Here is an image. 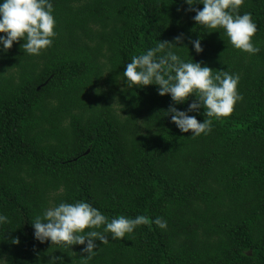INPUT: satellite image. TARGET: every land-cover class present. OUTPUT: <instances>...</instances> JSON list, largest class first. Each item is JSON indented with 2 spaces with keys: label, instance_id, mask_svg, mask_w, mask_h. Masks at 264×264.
I'll return each mask as SVG.
<instances>
[{
  "label": "trees",
  "instance_id": "trees-1",
  "mask_svg": "<svg viewBox=\"0 0 264 264\" xmlns=\"http://www.w3.org/2000/svg\"><path fill=\"white\" fill-rule=\"evenodd\" d=\"M52 4L50 47L28 55L18 39L0 53V213L8 217L0 255L35 264L49 245L33 239L30 224L55 194L109 218L149 220L124 238L97 241L87 264H264V0L238 8L256 23L254 55L233 49L222 29L195 25L179 0ZM178 33L194 62L239 76L241 99L211 118L207 135L179 132L163 113L172 102L156 86L128 89L121 80L133 55ZM197 36L199 54L188 44ZM187 50L178 54L188 59ZM202 111L189 115L201 122ZM155 216L165 229L151 224ZM81 247L70 250L79 257Z\"/></svg>",
  "mask_w": 264,
  "mask_h": 264
},
{
  "label": "clouds",
  "instance_id": "clouds-1",
  "mask_svg": "<svg viewBox=\"0 0 264 264\" xmlns=\"http://www.w3.org/2000/svg\"><path fill=\"white\" fill-rule=\"evenodd\" d=\"M242 2L179 0L180 5L187 6L184 12L194 13L191 19L195 25L205 29H222L227 43L233 49L254 55L260 51L252 40L256 33V23L249 12L238 13ZM197 4L202 7L198 9ZM180 10L177 7V11ZM54 27L52 0H0V53L6 52L19 39L23 41L20 48H23L25 54L39 55L51 46L56 35ZM184 40L183 33L175 35L170 42L156 40L154 46L133 55L130 62L124 64L121 80L128 89L156 86L159 96H169L172 103L163 113L170 117V123L179 132H190L191 136L207 135L211 130V118L219 119L229 115L233 105L241 99L237 92L239 76L226 70L214 71L206 64L194 62ZM188 44L193 52L201 53L199 36L196 39L189 38ZM179 49H186L189 58L184 59L179 55ZM189 96L193 99L186 109L178 110L175 105L183 104ZM201 109L202 115L206 117L201 122L197 121L195 115H189L200 114ZM117 115L122 116L120 111ZM62 191V186L56 189L57 193ZM54 197L55 194L30 224L33 239L40 244L47 241L49 245L45 252L36 253L35 264H64L62 255H53L57 250L67 253L70 258L75 257L79 264H87L98 251L99 245L109 242V237L111 240L124 238L137 226L149 222L143 215H117L109 218L86 201L65 202L61 199L56 202ZM7 223L8 217L0 213V225ZM151 224L165 229L167 221L155 216ZM10 243L17 244V238L13 237ZM73 245L83 246L79 249V257L70 250ZM52 247L56 250L48 251ZM42 256H47V260H42ZM0 264H8L3 255H0Z\"/></svg>",
  "mask_w": 264,
  "mask_h": 264
}]
</instances>
